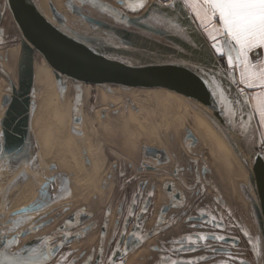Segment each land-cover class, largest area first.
<instances>
[{
    "label": "water",
    "instance_id": "water-1",
    "mask_svg": "<svg viewBox=\"0 0 264 264\" xmlns=\"http://www.w3.org/2000/svg\"><path fill=\"white\" fill-rule=\"evenodd\" d=\"M116 1L118 4L108 0H96L93 4L112 18L121 21L122 24L98 20L72 5H66L87 23L89 35L86 36L73 32L64 25H52L39 9L36 0H0V48L3 45L2 22L5 8L10 11L21 34L18 87L15 86L13 79L8 74L1 73L11 85L13 93L11 97L3 96L2 100L3 107L11 104L6 121L5 150L9 151L10 158L13 159V162L16 160L15 163H17L22 160L24 150L29 142L28 83L31 58L35 49L39 50L53 64L57 73H64L72 78L81 79L83 82H93L101 86L124 83L157 86L183 94L216 114L231 133L237 143L242 161L249 169L261 203V206L254 207L255 214L260 221L256 233L253 232L247 221L233 216V209L229 205V225L233 226V234H229V236L217 234V236H224L223 241L229 243L227 251L229 260L224 262L220 256H217L216 263L242 264L243 261H246L247 264H254L247 257V251L243 249L244 242H246L249 251L257 258L256 263L264 264V147L261 146L264 135L261 132L253 104L239 102L242 98L237 88L242 85H234L229 81L227 74L223 72L225 65L219 58L214 62L208 57V46L203 39L199 36L193 37L190 30L178 36L173 34L174 30L166 31L167 25L164 28L156 27L157 22L162 18L159 9L169 0H146L143 8H140L136 0H124L123 3L121 0ZM154 5L156 7H153ZM133 9L139 10L134 11ZM149 9L152 11L150 12ZM59 21L63 22L61 19ZM198 68L202 71H198ZM213 71H215V77H213ZM204 72H207V77L203 74ZM214 85H220V88H216ZM221 89L225 93L224 103H220V98L214 94ZM245 91L249 94V89L245 88ZM230 108L232 115H227ZM241 108L252 112L253 119L250 125L246 117L241 125L240 116L243 115L240 113ZM78 112V103H74L72 106L74 119L78 118ZM183 138L187 139V149L193 154L197 137L189 125H185ZM144 149L147 150L144 163L148 166H151L150 159L156 157L153 159L156 161L162 156L156 147L149 146L148 143L143 145ZM174 155L176 168L174 170L166 169L168 173L179 177L177 171L181 159L176 154ZM184 161L190 162L188 158ZM56 168V164L51 163L46 171H53ZM202 168L204 175L211 169V165L206 159H203ZM206 182L216 192V200L225 199L217 184H211L207 178ZM48 183L49 181H45L40 184L38 191ZM183 183L185 182L183 181ZM186 187L193 189V186L186 185ZM163 190L173 201L185 202L187 200L185 192L176 186L174 180H166ZM250 201H252L251 198ZM15 204V201L7 203L0 200V218L11 211L13 214L20 215L17 220L0 222V251L5 250L4 238L18 237L16 243L8 246V250L11 252H16L24 247L40 246L41 243L55 246L63 241V246L45 264H109L110 260L115 261V264H124L123 260L126 259V263L132 255V243L134 242L132 239L134 237L130 234L134 231L138 232L135 226L127 236L126 243L128 245L123 250V242L126 238L124 230L121 232L116 247L109 255L106 252L104 256L107 234V222L104 220L96 253L93 247L87 252L82 251L75 254L80 248L73 253L67 252L65 249L87 237L95 227L94 222L90 221L91 216L88 217L87 213H83V215L79 213L82 211V207V209L73 211L55 228L43 232L42 230L51 226L58 217L50 218V216L23 226L24 219L35 212L36 206H34V201L19 207H16ZM204 216H209V214ZM119 217L113 226L112 237L117 232ZM211 218L215 226L220 229L224 228L222 221L217 220L213 215ZM13 222L14 225H11ZM82 225L85 227L80 228ZM66 234L70 235L66 236ZM29 235L32 237L21 245L22 238ZM41 237L48 239L46 242H42L38 239ZM194 241L196 240L194 239ZM111 244H108V248ZM196 247L198 246L191 244L184 245L183 248L194 249ZM222 251L224 252V250H218V252ZM149 258L151 257L148 254L140 257L143 262ZM193 262L194 260L191 261V263Z\"/></svg>",
    "mask_w": 264,
    "mask_h": 264
},
{
    "label": "rangeland",
    "instance_id": "rangeland-1",
    "mask_svg": "<svg viewBox=\"0 0 264 264\" xmlns=\"http://www.w3.org/2000/svg\"><path fill=\"white\" fill-rule=\"evenodd\" d=\"M43 1L48 7L53 8L58 20L61 19L67 28L82 35H89L87 23L73 13L66 6L67 4L98 20L122 24L121 21L96 8L92 0ZM108 1L118 4L116 0ZM7 10L5 8L4 12ZM2 29L4 30L2 44L13 43L14 45L13 48L5 50V55L0 52V72L10 75L18 87L21 34L10 11L4 15ZM158 88L157 86L128 83L101 86L93 82H83L80 90L79 79L64 73H57L53 64L39 50H34L30 63L28 90L31 116L33 117V113H35L33 111H37L40 107L38 116L40 122L33 121L31 126L29 125V142L23 153V155L29 156V161L24 169L26 177L21 176L19 181H12L4 186L0 182L1 189L11 198L18 193L23 194L34 190L43 182L49 181L47 184L49 195L41 200L42 206L36 207L35 212L31 216H27L26 220L24 219L23 226L48 218L53 214L59 220L70 209L67 207L68 204L74 208L75 206L82 207L84 210L92 212L90 221L94 222L95 227L90 236L70 245L65 250L73 253L78 248L88 249L92 240H96L98 236L97 231L103 215L111 216L113 211L116 212L119 198L124 194H131L137 189L138 181H129L138 174V169L144 165L145 155L142 144L160 142V145L176 148L181 152L183 160H187L188 156L184 153L181 144L178 140L174 142L172 135L174 134L179 140H184L185 125H189L200 139L199 149L205 151L206 160L213 165L214 172L210 177L213 183L217 184L227 196L228 204L234 212L233 216L247 221L253 232L256 233L260 223L255 214L250 175L241 168L230 166L229 161L219 152L216 141L212 139L203 121L190 106L183 105L179 101L168 107L163 100L155 104L151 103L149 97H154L155 90ZM5 95L12 96L11 86L0 74V122L3 114H7V112L9 114V108L11 109V104L2 106ZM76 101L79 107L78 121L74 120L75 124L71 123L73 131L65 129V133L67 135L72 132V135L76 136L75 138L81 146L83 159L87 160L86 166L92 165L93 174L91 177L87 178V174L82 173L84 176L82 182L84 183H81L76 167L67 163L65 165L57 160V153L54 151L53 145L47 142V134L42 131L47 123L54 119L53 115L59 114L60 108L72 117V106L77 103ZM151 107L161 112L170 111L171 123L168 125L155 124L154 121L158 119L154 120L151 116L149 112ZM103 110H106V114H103ZM114 116L119 118L123 126H119V128L115 126L112 122ZM126 123L128 126H125ZM128 132L132 133V136L135 134V137H129ZM68 140L72 144L74 137H70ZM51 163H55L57 168L45 172V167ZM162 176L155 177L152 173L143 172L140 178H152L159 183ZM40 197L41 190H37L30 198L36 202ZM231 221L233 222V218ZM186 230L185 226H181L171 234H180ZM243 249L247 251V257L257 264V258L249 251L246 242H244ZM149 252L150 249L145 245L133 255L139 254L141 257L151 253ZM189 260L192 259L189 258ZM180 262L185 264L182 260ZM160 263V259H156L155 264Z\"/></svg>",
    "mask_w": 264,
    "mask_h": 264
},
{
    "label": "flooded vegetation",
    "instance_id": "flooded-vegetation-1",
    "mask_svg": "<svg viewBox=\"0 0 264 264\" xmlns=\"http://www.w3.org/2000/svg\"><path fill=\"white\" fill-rule=\"evenodd\" d=\"M8 11L9 10L4 12L3 20L4 15ZM13 45V43L3 46L1 45L0 52L5 55V50L13 48ZM220 60L224 65H226V58ZM251 92L252 91L249 89V95ZM261 132L264 135L262 130ZM172 136L174 142L178 140V142L181 144V147L184 153L188 156L190 162L188 163L187 161H184L181 152L176 148L160 145L161 143L157 141L146 142L149 144V146L156 147L158 151L162 153V156L156 161L153 160L156 157H152L153 159H150L149 161L151 166H148L144 163L143 167L138 169V174L133 176L129 181H138V184L136 185L137 189L133 193L124 194L119 198L116 212L113 211L111 216L105 214L103 215L97 231L98 236L96 240H92V244L88 249L81 248L75 254H78L82 251L87 252L93 247L95 248L96 253L103 222L105 220L107 222V234L105 240L106 243L104 256L106 255V252L109 255L110 252H112V250L116 247L121 236V232L123 230L125 231V228L129 234L133 230L134 226L139 225V230L136 233V237L132 239V241H134L132 243V256L130 257L128 263H125L126 259H124V264H155L156 259H160V264H174V262H179V264H182L180 260L186 262V264H217V256H220L224 262L229 260V252H227L229 250V243L215 238L217 234H224L228 236L229 234H233V226L229 225V204L227 196L224 195L223 190L220 188L225 199L220 201L216 200V192L206 182L207 178L209 182L213 184V181L210 177L211 173L214 172L213 165L209 162L211 169L208 170L205 176L203 174L202 166L203 159L207 158L204 153L205 151H201L199 149L200 139L198 137L197 142L193 147L194 152L192 154L187 149V139L179 140L176 136H174V134ZM146 151V149L143 150L145 158L147 156ZM174 154H176V156L181 159V164L177 171L179 177H176L167 171V169L174 170L176 168ZM143 172L152 173V175L155 177L163 175V178L159 183L152 178H140ZM169 179L174 180L176 182V186L185 192L187 197L185 202L171 200L167 192L163 190L164 182ZM181 179L185 183H183ZM185 184L188 186H193V189H187ZM227 190L229 191L228 186ZM5 195L7 199H14L21 194L18 193V195L11 198L8 194L5 193ZM121 201L123 202L121 203ZM67 207H70V209L64 213L62 218H59V220H56L55 223L53 222L51 226L43 229L42 231L48 232L49 230L55 228L61 223V221H63V219L70 216L73 211L81 208L79 206H75L74 208L71 204H68ZM79 213L81 215H83V213H87L89 215L88 217L92 216V212L89 210L82 209V211ZM130 213L132 214L130 215ZM206 214H209V216H204ZM212 215L214 218L224 223V228L220 229L214 225L211 218ZM19 216L20 215L18 214H13V211H11L3 218H0V222L8 220L14 221L20 218ZM55 216L56 215L53 214L50 218ZM118 216L120 217L118 218L119 224L117 232L115 233V236L112 237V229L117 222ZM11 225H14V222L11 223ZM11 225L8 226L10 227ZM181 226H185L187 230L180 234H171ZM82 227H85V225H82L80 228ZM91 232L92 230L87 236H90ZM198 235H207L208 238L198 239ZM127 236L128 235H125L126 238L124 239L122 250L128 245V243H126ZM30 237L32 236L29 235L25 238H22L21 245ZM140 237H143V239H139ZM186 237H191V240L186 239ZM194 239L196 241L193 242ZM109 243H112L110 248H108ZM191 244L198 247L194 249L183 248L184 245ZM145 245L148 249H150L151 253L149 252L150 254L148 255L151 258L146 259L143 262L140 261L139 254H133L141 250ZM218 250H224V252H218ZM189 258L194 260V262L191 263L192 260L188 261Z\"/></svg>",
    "mask_w": 264,
    "mask_h": 264
},
{
    "label": "snow or ice",
    "instance_id": "snow-or-ice-1",
    "mask_svg": "<svg viewBox=\"0 0 264 264\" xmlns=\"http://www.w3.org/2000/svg\"><path fill=\"white\" fill-rule=\"evenodd\" d=\"M92 2L95 3L96 0ZM121 2L123 3L124 0ZM136 2L139 3L140 8H143L146 0H136ZM149 11L151 12L152 9ZM159 11L162 18L157 22L156 27L164 28L167 25L165 30H174L173 34L178 36L190 30L193 37L199 36L205 41L208 46L207 55L212 61L216 62L217 58H226L223 72L227 74L232 84L242 85L237 88L242 98L239 102L249 104L255 101L259 125H264V0H169ZM198 71L202 70L198 68ZM203 74L207 77V72ZM213 77H215V71H213ZM214 86L220 88V85ZM245 88H259L261 91L250 97ZM214 94L220 98V103H224L223 89ZM240 113H243L240 116L241 125L245 117L250 125L253 119L252 112L241 108ZM227 115H232L231 108ZM4 136L5 133L0 131V140ZM261 146L264 147V140H261ZM3 151L4 149L0 147V154ZM22 176L26 177V174ZM48 195L46 184L41 187V197L34 202V206H42L41 200ZM135 227L139 230V225ZM124 234L129 235L126 228ZM130 235L136 237V232ZM197 238L207 239L208 236L198 235ZM215 238L225 239L222 235ZM17 239L18 237L4 238L5 250L0 251V264H45L63 246V241L55 246L41 243L40 246L24 247L11 252L8 246L16 243ZM38 239L46 242L48 238ZM186 239L191 240V237H186ZM109 264H115V261L110 260ZM174 264H179V262H174ZM242 264H247V262L243 261Z\"/></svg>",
    "mask_w": 264,
    "mask_h": 264
},
{
    "label": "bare ground",
    "instance_id": "bare-ground-1",
    "mask_svg": "<svg viewBox=\"0 0 264 264\" xmlns=\"http://www.w3.org/2000/svg\"><path fill=\"white\" fill-rule=\"evenodd\" d=\"M36 2L39 6V9L41 10L43 15L45 16V18L52 25H54V26L64 25L66 27V25L64 23H62L61 21L58 20L56 12L53 10L52 7H50V6L48 7L43 0H36ZM3 34H4V30H3ZM20 52H21V50H20ZM19 59H20V54H19V58H18V66H19ZM0 74H1V72H0ZM13 82H14L15 86L17 87L14 80H13ZM18 84H19V79H18ZM82 86H83V81L81 79H79V89L80 90L82 89ZM155 92H156V95L154 97H152V96L149 97L151 103H153V104L157 103L158 101L163 100L165 102L166 106L168 107L169 105L176 104V102L179 101L183 105L186 104V105L190 106L191 109H193V111L203 121L205 127L208 129L210 135L212 136V139H214V141H216L215 143H217L219 152L229 161L230 166H232L234 168H241L244 171H246L247 174L250 175L251 188H252V193H253L252 197H253V200L255 202L254 206L255 207L261 206L259 195H258L257 189L255 187V183L252 179V176L249 172L248 167L242 161V158L239 154V149H238L237 143L234 140L231 133L223 125V123L221 122L219 117L216 114H214L213 112H211L207 107H205L201 103H198L197 101H195L189 97H186L183 94H179L173 90L163 88V87H159L158 89L155 90ZM11 93H12V88H11ZM12 96H13V93H12ZM29 100H30V94H29ZM51 102H52V100H51ZM39 109H40V107L38 108L37 111H33L35 113H33V117H32L31 116L32 115L31 114V107H30V124L33 123V121L34 122H36V121L40 122V119L38 118V116L40 115ZM9 110H11V109L9 108ZM56 110H58V109H56ZM3 112H5V111H3ZM102 112H103V114H106V110H103ZM149 112H150V114L154 120L158 119V120L154 121L155 124L162 123V125L163 124L168 125L172 121L170 111L169 112H165V111L161 112V111H157L151 107ZM58 113L59 114H57L56 116L53 115L54 119L50 120L47 123V126L44 127L42 131L47 134L46 135L48 137L47 142L51 143L53 145V149L57 153V158H58L57 160H59L61 163L65 164V165L67 163V164H70V165L76 167L77 171H79L78 176H80V179H81L80 181H81V183H84V182H82L83 178H84L83 174H87V178L89 176L91 177V175L93 174V171L91 168L92 165L86 166L85 163L87 160L83 159V155L81 154V146L79 145V141L76 140V138H75L76 136H73L72 132L67 133V135L65 133V129H70L73 131L71 123L75 124V121H78V118L74 119L73 116L70 117L69 115H67L64 112V110H62V108H60V111ZM72 115H73V113H72ZM7 117H8V112H7V114H3V116L1 117V122H0V131H3L5 133L4 138L2 140H0V147H2L4 149L3 153L0 154V182H2L3 186L5 184H7V185L10 184L12 181H16V180L19 181L20 178H22L21 176H22V174H24V169H25V167L29 161V159H28L29 156L27 157L24 154L22 156V160L15 163L16 160L13 162V159L10 158L9 151L5 150L6 133H7V122H6ZM78 117H79V112H78ZM112 118H113L112 122H114V124L117 128H119V126H123L122 123H120L118 117L114 116ZM125 126H128V124L126 123ZM122 130H123V128H122ZM66 131L68 132V130H66ZM128 134L130 135L129 137H132V138L135 137V134H134V136H132L133 134L130 132H128ZM70 137L71 138L74 137V141L72 144L69 143V140H68ZM143 145H145V143L142 144V148H143ZM54 146H55V148H54ZM30 150H32V149H30ZM84 154H86V152H84ZM14 163H15V165H13ZM49 167H50V164L45 167L44 171L50 172V170L46 171V169H48ZM80 173L81 174L83 173L82 176ZM38 188H39V186H37L34 190L25 192V193L19 195L18 197L14 198V199H7L4 191L0 187V200L3 202H7V203L15 201L16 202L15 206L19 207V206H22L24 204L32 202L30 197L38 190ZM263 243H264V241H263Z\"/></svg>",
    "mask_w": 264,
    "mask_h": 264
},
{
    "label": "crops",
    "instance_id": "crops-1",
    "mask_svg": "<svg viewBox=\"0 0 264 264\" xmlns=\"http://www.w3.org/2000/svg\"><path fill=\"white\" fill-rule=\"evenodd\" d=\"M250 90L252 91L250 93V97L253 96L256 92L261 91V89H259V88H257V89H250ZM252 104H253L254 111L256 112L255 101H252ZM257 118H258V114H257ZM260 127H261V130L264 132V125H260Z\"/></svg>",
    "mask_w": 264,
    "mask_h": 264
}]
</instances>
